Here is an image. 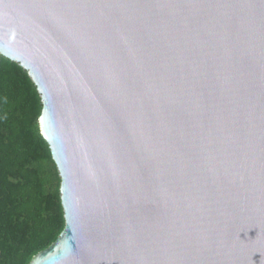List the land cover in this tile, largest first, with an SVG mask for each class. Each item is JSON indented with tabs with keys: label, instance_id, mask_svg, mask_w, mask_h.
I'll return each instance as SVG.
<instances>
[{
	"label": "water",
	"instance_id": "water-1",
	"mask_svg": "<svg viewBox=\"0 0 264 264\" xmlns=\"http://www.w3.org/2000/svg\"><path fill=\"white\" fill-rule=\"evenodd\" d=\"M65 228L30 264H264V0H0Z\"/></svg>",
	"mask_w": 264,
	"mask_h": 264
},
{
	"label": "trees",
	"instance_id": "trees-1",
	"mask_svg": "<svg viewBox=\"0 0 264 264\" xmlns=\"http://www.w3.org/2000/svg\"><path fill=\"white\" fill-rule=\"evenodd\" d=\"M41 113L28 73L0 55V264H30L65 228L60 188L47 193L33 167L52 161Z\"/></svg>",
	"mask_w": 264,
	"mask_h": 264
},
{
	"label": "rangeland",
	"instance_id": "rangeland-1",
	"mask_svg": "<svg viewBox=\"0 0 264 264\" xmlns=\"http://www.w3.org/2000/svg\"><path fill=\"white\" fill-rule=\"evenodd\" d=\"M33 167L38 170L45 191L50 194H55L60 188L61 180L54 161L41 162L33 165Z\"/></svg>",
	"mask_w": 264,
	"mask_h": 264
}]
</instances>
